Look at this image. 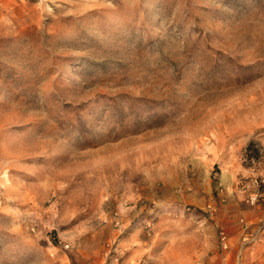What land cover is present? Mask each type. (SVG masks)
<instances>
[{
    "label": "rangeland",
    "instance_id": "374dc122",
    "mask_svg": "<svg viewBox=\"0 0 264 264\" xmlns=\"http://www.w3.org/2000/svg\"><path fill=\"white\" fill-rule=\"evenodd\" d=\"M24 237L33 264H264V0H0Z\"/></svg>",
    "mask_w": 264,
    "mask_h": 264
},
{
    "label": "crops",
    "instance_id": "0c3cea01",
    "mask_svg": "<svg viewBox=\"0 0 264 264\" xmlns=\"http://www.w3.org/2000/svg\"><path fill=\"white\" fill-rule=\"evenodd\" d=\"M25 239L26 238L24 237L23 241L21 242L22 244L19 245L16 249H12L11 244L4 245L5 243H1L2 241L0 240V264H33L31 261V256L29 251L31 243L26 241ZM183 262L184 260L180 262H170L168 264H182ZM41 263L42 260L40 258L38 264ZM127 263L128 261L126 259L119 261V264H127ZM109 264H116V263L110 261Z\"/></svg>",
    "mask_w": 264,
    "mask_h": 264
},
{
    "label": "built area",
    "instance_id": "2783aa9c",
    "mask_svg": "<svg viewBox=\"0 0 264 264\" xmlns=\"http://www.w3.org/2000/svg\"><path fill=\"white\" fill-rule=\"evenodd\" d=\"M228 243L227 237L225 234L221 235V244L223 247H226Z\"/></svg>",
    "mask_w": 264,
    "mask_h": 264
}]
</instances>
